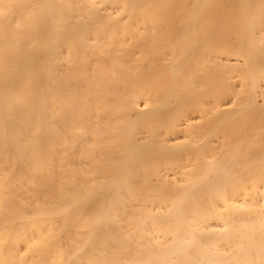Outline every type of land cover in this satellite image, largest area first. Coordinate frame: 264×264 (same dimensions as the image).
Masks as SVG:
<instances>
[{
	"label": "bare ground",
	"instance_id": "1",
	"mask_svg": "<svg viewBox=\"0 0 264 264\" xmlns=\"http://www.w3.org/2000/svg\"><path fill=\"white\" fill-rule=\"evenodd\" d=\"M0 264H264V0H0Z\"/></svg>",
	"mask_w": 264,
	"mask_h": 264
}]
</instances>
